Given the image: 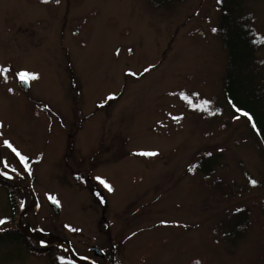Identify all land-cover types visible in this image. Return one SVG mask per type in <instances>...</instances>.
<instances>
[{"label": "rangeland", "instance_id": "374dc122", "mask_svg": "<svg viewBox=\"0 0 264 264\" xmlns=\"http://www.w3.org/2000/svg\"><path fill=\"white\" fill-rule=\"evenodd\" d=\"M217 1L151 11L142 0H0V68L9 69L0 75V176L37 195L20 220L23 232L40 245L62 242L67 260L81 264H111L90 250L108 252L110 243L120 264H264L263 221L234 246L216 242L213 229L231 210L263 201L264 185L219 200L194 167L211 154L223 167L210 181L219 172L245 180L238 160L257 180L264 174L242 124L222 129L189 108L197 96L222 102ZM251 11L264 33V0L252 1ZM20 72L37 76L26 90ZM211 125L219 131L208 137ZM75 177L96 183L104 209ZM9 194L0 183V264H50L15 232Z\"/></svg>", "mask_w": 264, "mask_h": 264}, {"label": "trees", "instance_id": "16d2710c", "mask_svg": "<svg viewBox=\"0 0 264 264\" xmlns=\"http://www.w3.org/2000/svg\"><path fill=\"white\" fill-rule=\"evenodd\" d=\"M184 0H142L146 9L151 11L161 10L168 11L178 3ZM255 0H218V19L217 24L213 28L220 40L221 47L226 55V68L221 86L220 98L222 102L218 103L212 98L208 99L203 96L193 98L189 103V108L193 109V113L201 116L199 121L204 123L218 120L222 123V129L230 127L233 122L242 124L246 131L243 134L244 140L252 139L253 145L260 152V156L264 157V33L256 28V18L251 11V3ZM215 30V31H214ZM193 97V94H191ZM217 98V97H216ZM205 101L208 103L205 105ZM199 105V107H197ZM247 113V115H244ZM201 123V122H200ZM199 122L195 125V129L202 128ZM217 128L214 125L209 126L206 136L214 135L209 130ZM219 131V129H218ZM218 133V132H217ZM203 134V133H202ZM74 142V139H73ZM73 144L69 143L71 150ZM217 155H205L200 157L194 163V167L198 173L204 175V179L212 185L211 192L217 194L219 200H228L235 195H241L242 192L249 187H260L264 185V174H261V181L254 178L244 168L242 161L238 160V165L244 172L245 180L224 179V175L219 172L214 181H210L208 177L214 173L215 166H222ZM75 182L84 186L90 195L98 204L105 208L104 198L101 190L98 189L96 183L91 179L88 184L83 183L79 178L75 177ZM255 180L253 185L250 181ZM0 183L6 186L12 185L8 180L0 176ZM12 187V188H10ZM8 188L10 192V208L13 214L11 218L23 209L19 189L14 186ZM26 205V204H25ZM264 222V200L253 202L251 207L244 206L231 210L224 221L219 226H215L214 231H219L221 237L215 238L216 242H224L227 245H236L237 241L242 239L252 223ZM104 234L109 242L110 233L105 219L102 218ZM101 223L99 225V228ZM7 231V230H6ZM20 236L19 230L15 231ZM3 233V232H0ZM14 235V233L12 232ZM26 240L25 236H23ZM31 249L37 254L44 255L50 264H76L67 260L63 246H52L42 249L33 241L28 239ZM105 259L111 264H120L117 259V251L115 243L109 244V251L104 252ZM199 262V260H198Z\"/></svg>", "mask_w": 264, "mask_h": 264}, {"label": "snow or ice", "instance_id": "6c2138e0", "mask_svg": "<svg viewBox=\"0 0 264 264\" xmlns=\"http://www.w3.org/2000/svg\"><path fill=\"white\" fill-rule=\"evenodd\" d=\"M44 2H48V0H44ZM59 2V0H57V3ZM215 31V30H214ZM9 71V69L7 68H0V75L6 74ZM145 71H148V69H145ZM131 75H135V73H131ZM18 78L21 82L23 83H28L31 80H35L37 79V76L35 74H30L28 72H20L18 74ZM185 99H187V97H184ZM109 100L113 99V97H108ZM205 105L208 103L207 101L204 102ZM199 107V105L197 106ZM244 115H247V113H244ZM3 143L12 149V151L20 157L21 161L25 163V165L27 166V158L22 156L7 140L3 141ZM139 155H145V156H155L157 155V153L155 152H144V153H139ZM99 180V182L108 190V191H112V187L105 182L104 180L97 178ZM251 184L255 185L256 181L252 180L250 181ZM50 199L53 200V203H59L54 197H50ZM4 221L0 220V224H3ZM73 231H76V229H73Z\"/></svg>", "mask_w": 264, "mask_h": 264}, {"label": "water", "instance_id": "95a60500", "mask_svg": "<svg viewBox=\"0 0 264 264\" xmlns=\"http://www.w3.org/2000/svg\"><path fill=\"white\" fill-rule=\"evenodd\" d=\"M19 84L21 85V87L26 90L29 86V83H23L19 80ZM49 205L53 208L54 212L55 213H58L60 211V206L58 203H53V200H50L49 201ZM43 248H46V246H42ZM90 250L94 253V255L96 256H100L102 257L103 256V252L96 246H92L90 248Z\"/></svg>", "mask_w": 264, "mask_h": 264}, {"label": "flooded vegetation", "instance_id": "af4514ba", "mask_svg": "<svg viewBox=\"0 0 264 264\" xmlns=\"http://www.w3.org/2000/svg\"><path fill=\"white\" fill-rule=\"evenodd\" d=\"M16 187H18L19 188V191H17V192H19V196H20V198L22 199V201H23V203H24V201L26 200V198H27V196H28V193H30V196H31V190L29 189V187H27V185H25V184H20V186L19 185H16ZM27 226H30L29 224H26ZM17 229V228H16ZM15 229V230H16ZM23 234V236H25V238H26V241L28 242V239L29 240H31L32 241V238H31V236L29 235V233H23L22 231L20 232V234Z\"/></svg>", "mask_w": 264, "mask_h": 264}]
</instances>
